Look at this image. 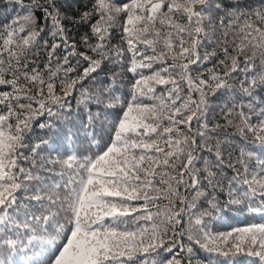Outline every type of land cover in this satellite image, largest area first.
I'll return each mask as SVG.
<instances>
[{
	"label": "snow or ice",
	"instance_id": "6c2138e0",
	"mask_svg": "<svg viewBox=\"0 0 264 264\" xmlns=\"http://www.w3.org/2000/svg\"><path fill=\"white\" fill-rule=\"evenodd\" d=\"M0 12V264H264V0Z\"/></svg>",
	"mask_w": 264,
	"mask_h": 264
},
{
	"label": "trees",
	"instance_id": "16d2710c",
	"mask_svg": "<svg viewBox=\"0 0 264 264\" xmlns=\"http://www.w3.org/2000/svg\"><path fill=\"white\" fill-rule=\"evenodd\" d=\"M72 7L73 9H75L77 5L73 4ZM11 15H12L11 13L0 12V24L8 22L9 17ZM124 91H127V89H124ZM231 216H232V219L217 225V228L219 231H227V230H230L231 227L245 226L246 221H245V216L243 214L232 213Z\"/></svg>",
	"mask_w": 264,
	"mask_h": 264
}]
</instances>
